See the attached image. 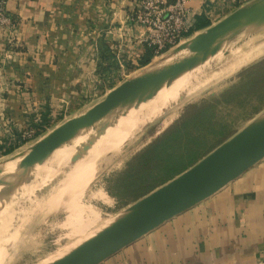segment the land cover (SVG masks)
<instances>
[{
	"label": "rangeland",
	"instance_id": "rangeland-1",
	"mask_svg": "<svg viewBox=\"0 0 264 264\" xmlns=\"http://www.w3.org/2000/svg\"><path fill=\"white\" fill-rule=\"evenodd\" d=\"M9 39V46H13L12 38ZM253 44L258 48L262 47L264 33ZM223 53L215 57L222 58ZM213 58L193 70V73H187L169 87L161 89L137 109L127 113L126 109L136 107L132 105L115 111L112 122L106 128L78 141L62 156L54 154L46 156L47 160L41 165L45 164L44 167H48V162L58 157L56 166L58 168L61 164L85 156L89 152V144L97 140L116 139L115 147L104 152L99 160H96L95 167L85 174L83 179L76 181V185L70 186L75 182L70 183L63 195L58 197L57 193L60 190L58 186L65 179L60 178L53 185L46 183L40 188L37 186L42 169L37 170L36 167L39 149L36 150L27 160V171L31 169L32 173L36 174L25 180L32 188L27 198L23 197L18 202V206H15V210L9 214V217H12L10 222L5 223L3 228L0 227V264H47L91 234L109 225L123 210L145 196V189L137 194L128 192L129 188L126 190L123 187L125 180L129 174L138 171L142 156L171 132L184 130L186 134L183 143L185 141L193 143L191 139L198 137L193 146L197 148L196 156L201 157L254 118L258 111H262L264 54L240 67L236 72L227 73L216 81L210 80L206 84L199 82L192 85L194 88L192 91L182 92L178 100L172 102L162 113L154 111L153 115H139V111L149 107L151 100L163 98L174 85L183 84L192 76L207 72L208 64ZM141 69L129 68V77ZM5 75L9 74L3 70L0 63V146L3 147L0 149V166L6 163L10 165L22 158L24 152L36 141L58 126L87 112L94 104L101 101L114 85L117 86L122 82L120 78L121 82L117 84L108 82L100 86L92 81L78 85H54L49 88L47 98L50 106L46 107L45 100L39 98L31 111L26 109L23 111L20 108L16 109L17 106L19 107L16 101L6 99L5 96L15 90V86L5 79ZM102 86L107 87L106 92L100 90ZM46 111L45 124L37 128L35 124L41 122L40 114ZM126 123L135 127L124 134L122 127ZM9 148H12L10 153L4 154ZM184 159L187 161V155ZM43 172L46 173L47 170ZM0 198L3 200V193L0 194Z\"/></svg>",
	"mask_w": 264,
	"mask_h": 264
},
{
	"label": "crops",
	"instance_id": "crops-1",
	"mask_svg": "<svg viewBox=\"0 0 264 264\" xmlns=\"http://www.w3.org/2000/svg\"><path fill=\"white\" fill-rule=\"evenodd\" d=\"M137 4L138 0H8L11 22L0 28V63L15 90L6 99L16 101V109L31 111L39 98L50 106L47 98L54 85L92 81L100 86L125 80L145 49L138 42L145 29L131 20ZM187 6L193 30L198 23L206 29L237 8L234 0H188ZM110 59L115 71L100 74V68H109ZM100 90L106 92L107 87ZM263 114L264 109L258 111L198 161ZM263 258L264 158L100 264H256Z\"/></svg>",
	"mask_w": 264,
	"mask_h": 264
},
{
	"label": "water",
	"instance_id": "water-1",
	"mask_svg": "<svg viewBox=\"0 0 264 264\" xmlns=\"http://www.w3.org/2000/svg\"><path fill=\"white\" fill-rule=\"evenodd\" d=\"M264 31V0H251L220 21L188 37L156 62L109 90L84 114L58 126L30 146L20 163L51 140L63 144L91 136L119 109L138 106L221 52L228 53ZM78 124V125H77ZM42 149V148H41ZM264 158V114L187 170L123 210L109 226L51 264H100L173 217L191 209Z\"/></svg>",
	"mask_w": 264,
	"mask_h": 264
},
{
	"label": "bare ground",
	"instance_id": "bare-ground-1",
	"mask_svg": "<svg viewBox=\"0 0 264 264\" xmlns=\"http://www.w3.org/2000/svg\"><path fill=\"white\" fill-rule=\"evenodd\" d=\"M262 33H264V31ZM262 33H259L255 36L251 37L248 41H245L241 45H239L233 49L228 50L227 54L223 53L222 58H220L219 56L213 58L212 62L209 64V69L207 72H205L204 74L199 73L197 75H194L191 78L187 79V81L184 82L183 84L174 85L173 87H171L168 90V92L166 93V95L163 98H160V99L157 98L155 100H151L149 107L146 108L144 111L143 110L139 111V115L143 116V115L152 114L154 111L162 113L170 104H172V102H175L178 100L179 95L182 92L192 91V89H194L192 87V85H196L199 82L206 84L210 80L216 81V80L220 79L221 77H223L225 74H227V73L232 74V73L236 72L240 67L245 66L246 64L250 63L252 60H254L256 58H259L260 56H262L264 54V44L262 47L258 48L253 43L256 39L260 38V35ZM225 55H228V56L225 57ZM159 59H161V58H159ZM159 59H154L153 62H156ZM214 71H218V72H214ZM193 96H194V94H193ZM140 105L136 106L135 108L126 109L127 113L132 111V110L137 109ZM134 127L135 126L132 127V126H130V124L126 123L122 127L123 128L122 131L124 134H126V133H129L130 130L133 129ZM66 136H67V134L61 136L58 139L51 140L48 143H46L45 145H43L41 147L42 149L39 148V150H38L39 153H38L37 159H36L38 162L37 166H36V167H38L37 170L42 169V173L40 174V176H41L40 182L37 185L39 188L42 186H45L46 183L53 185L60 178L63 180L65 179L63 181V183L60 184L61 186L60 185L58 186V189H60L59 192L57 193L58 197L60 195L64 194V192L66 191L65 188H67L70 183L75 182L74 184L70 185V186H72V185L74 186L77 184L76 181L78 182L81 180V178L83 179L85 174L89 173V171H91L92 168L95 167V163L97 162L96 160H99L98 158L101 155H103L104 152L108 151L110 148H112L115 145V143H117L115 138L114 139L113 138L107 139L105 141L97 140V141H95V143L88 145L89 146V152L85 156L84 155L80 156L77 159L72 160L71 162L65 163L64 165L61 164L60 166H58V168L56 167L58 164V161H59L57 159L58 157L52 159L50 162L47 161L49 163L48 167H44L45 164L42 166L41 163L47 160L46 156H49L52 154L57 155V156H62L64 154V152L69 147H71L72 145H74L75 143H77L78 141H80L82 139L90 137V135L89 136H80L71 144H67V145L63 146V142H64ZM121 137H122V135H121ZM119 139H120V137L118 138V140ZM20 160H21V158L12 162L10 165L8 163H6V164H2L0 166V194L3 193V200L0 198V227L1 228H3V226H5V223L10 222L12 217H9V214L15 210V206H18L17 205L18 202L23 197L27 198L26 196L32 187H31V185H27L25 180L29 176L36 175L35 173H32L33 170H31V169L29 170V172L27 171V167H28L27 160L28 159L19 164ZM55 168H57V171L55 170ZM45 170H47L46 173L43 172ZM60 171H61V173H58ZM8 188H10V189H8ZM15 219H17V218H15ZM107 226H109V225H107ZM107 226L101 228L96 233L91 234L89 237L84 239L78 245H76L75 247H73L69 251H66L64 254L57 257L54 261L49 262L47 264H51V263L57 261L59 258L66 255L68 252L72 251L73 249H75L76 247H78L79 245L84 243L85 241L93 238L95 235H97L100 231H102Z\"/></svg>",
	"mask_w": 264,
	"mask_h": 264
},
{
	"label": "trees",
	"instance_id": "trees-1",
	"mask_svg": "<svg viewBox=\"0 0 264 264\" xmlns=\"http://www.w3.org/2000/svg\"><path fill=\"white\" fill-rule=\"evenodd\" d=\"M206 26H202L198 23L196 28L190 29L186 34V38L192 36L194 31L204 29ZM103 57H106V52L101 53ZM153 58L152 49L145 46L144 54L138 62V68H143L148 65ZM116 64L110 59V65L107 70L100 68V73H111L115 71ZM47 111L40 114L41 122L35 124L37 128L41 127L46 122ZM186 132L184 130H176L167 135L157 145L149 149L140 160L138 166L139 169L134 174H129L125 180L123 187L130 193H139L145 191L144 195H147L156 187L161 186L176 177L183 171L194 165L198 158L196 156L197 148L193 145L197 141L198 137H193L190 141L183 143ZM3 147L0 146V149ZM12 148L4 151V154L10 153ZM187 155V161L184 157ZM141 184V185H140ZM140 185V186H139ZM147 188V189H146Z\"/></svg>",
	"mask_w": 264,
	"mask_h": 264
},
{
	"label": "built area",
	"instance_id": "built-area-1",
	"mask_svg": "<svg viewBox=\"0 0 264 264\" xmlns=\"http://www.w3.org/2000/svg\"><path fill=\"white\" fill-rule=\"evenodd\" d=\"M251 0H234L236 7ZM8 0H0V28L10 25ZM188 0H138L131 20L145 29L138 42L151 48L152 59H157L176 47L191 29ZM256 264H264V258Z\"/></svg>",
	"mask_w": 264,
	"mask_h": 264
}]
</instances>
